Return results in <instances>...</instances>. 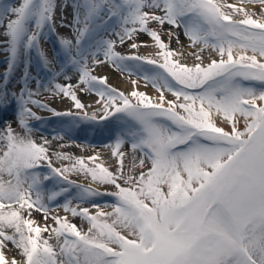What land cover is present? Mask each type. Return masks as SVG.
<instances>
[{
    "label": "snow or ice",
    "instance_id": "snow-or-ice-1",
    "mask_svg": "<svg viewBox=\"0 0 264 264\" xmlns=\"http://www.w3.org/2000/svg\"><path fill=\"white\" fill-rule=\"evenodd\" d=\"M245 3L259 5V16L214 0H72L74 39H60V68L52 71L41 39L46 30L55 32L57 0H0V51L7 53L0 110L15 102L21 129L0 121V264H264V0H240ZM152 23L182 28L191 47L211 48L219 59L205 64L195 52L198 63L172 59L183 53L170 49ZM140 33L154 41L156 58L116 51L126 41L137 48ZM168 35L180 43L171 30ZM33 52L50 74L36 79L35 90L29 86ZM105 60L121 71L135 69L156 99L135 87L125 94L92 75L89 61ZM21 65L17 94L9 83ZM73 70L76 84L55 82L71 80ZM41 90L70 98L77 109L85 108L77 90L104 101L99 117L74 118L119 122L112 167L99 154L64 152L52 154L61 162L54 166L50 142L33 138L29 121L41 117L29 105L73 114L35 99ZM70 174L113 190L101 192ZM101 196L113 202L97 204ZM88 203L95 214L81 206ZM57 209L87 221V231L53 214ZM33 211L42 213L43 227L30 218ZM9 244L20 259L6 255Z\"/></svg>",
    "mask_w": 264,
    "mask_h": 264
},
{
    "label": "rangeland",
    "instance_id": "rangeland-1",
    "mask_svg": "<svg viewBox=\"0 0 264 264\" xmlns=\"http://www.w3.org/2000/svg\"><path fill=\"white\" fill-rule=\"evenodd\" d=\"M5 3H12L14 5H18L21 0H4ZM65 2L69 5L67 8L64 7ZM214 2L220 4L223 3L225 5L231 4V2H228L227 0H214ZM72 0H57L58 8L55 12L54 17V25H55V32H48L46 30V36L41 39V50L45 53L46 49H50L52 51V54L55 56L54 60V68L51 69L52 71H59L60 68V58H58V53H60V39L61 38H67L69 39L70 36L74 39L75 30L74 27H69V25H72L73 22V16H72V8H71ZM240 6V5H237ZM259 6V5H258ZM249 9V8H248ZM226 12H231V9H228L225 7L223 9ZM250 11H256L259 16L260 6L258 8H251ZM234 18H240V17H234ZM63 25V26H62ZM150 27L156 29L161 39L167 43L170 47V49L174 50L176 53H183V55H177L172 57V59H179L182 63H187L189 65L198 63L200 61H197L195 56L190 55V53H197L201 57H203V62L207 64L211 59H214L216 54L211 48H203V51H201L200 45H197L196 47L190 46V41L185 37L183 29L182 28H172V26L165 24L163 28L155 23H152L149 25ZM169 30L174 32L176 35L179 36L180 43H177L175 36H173L171 39L168 35ZM134 40L137 43V48H131L130 44L132 41H126L125 44H117L116 51L120 52L123 55H137L140 57H148V58H156L155 53L158 51V49L155 47L154 41L145 33H140L139 35L134 36ZM218 56V55H217ZM101 60H104V57H100ZM215 59H219L215 58ZM92 67L91 74L96 77H102L98 75V70L104 69L111 73L118 74L120 78H123L125 81H135L137 78L142 79V76L137 73L135 69H132L131 71H121L119 68L115 67L112 63L105 60L104 63L101 64H95L89 61ZM6 64V61L0 62V68L2 65ZM31 69L29 70L32 80L31 82L35 84V86L32 88L35 90L36 88V79L44 80L46 81L48 78H50V74L48 70H45L42 63L39 61L38 56L35 52L32 53L31 56ZM152 65L145 64V68L150 69ZM76 74L77 72L73 70ZM23 70H20L19 74V83H21V77H22ZM16 77V76H15ZM61 76H59L56 79V83H60L59 79ZM78 81V74H76V77L73 80H69V84H76ZM1 85L2 80H0ZM142 83L146 84V82L142 79ZM106 85L115 88L120 92H124L123 90L114 87L110 82H106ZM149 87H152L150 84H147ZM80 87H84L81 85ZM20 90V88L18 89ZM86 93V94H85ZM125 93V92H124ZM168 93V92H166ZM78 99L85 105L84 109H77L74 107L73 102L70 98L64 97L63 99H68L72 103V107L67 110L57 109L56 107L52 106L51 99H48L52 96H54L50 92H46L41 90V94L39 96L34 97L35 99L40 100L42 103L47 104L49 108L54 109L56 112L59 113H66L71 112L73 115H54L52 111L44 110L37 108L33 105H29L31 107L32 111L36 113L37 116L41 117L40 120H30L29 124L33 128V138L37 141L42 143V138L38 139L36 136H43V138H46L50 143L48 145H45L46 147H49V154L52 155L54 152H60V149L56 146L60 145V142L64 138L70 139L71 143H91L92 147L96 148H107L109 145L115 140L116 135L118 134L119 130V122L115 119V117H109L106 120H97L93 122L84 121V120H76L74 117L83 115L84 112H87L89 116H91L93 113H96L97 117L102 115V112L99 111L101 109L102 104L104 103L103 100L100 99V97L95 92H76ZM80 94L82 96L87 97V100L85 98L80 97ZM127 94V93H125ZM169 97L173 99L171 96V93H168ZM47 97L46 99H43L44 97ZM59 95H56L58 97ZM60 97V96H59ZM99 101V102H98ZM16 104L13 102L9 107H7L5 110H0V115L5 116V119L3 121H10L12 124V127L16 129L17 131H21L19 128V125L16 124ZM16 121V122H15ZM15 122V123H14ZM76 133L80 135L81 137L73 138L72 135ZM63 137L62 139L59 137ZM88 147V146H87ZM122 150H127V146H125ZM64 153H68L73 157H85L93 156L92 153L87 150L83 151L82 155L77 151V149L71 147H68L64 150ZM112 158V157H111ZM54 166L61 167V162L58 161L55 157V155H52ZM98 162V161H97ZM64 163H68L65 161ZM115 161L114 159L105 161L104 165L106 167H112L114 165ZM130 160L125 159V165H129ZM42 171H47L46 168H43ZM70 179L75 180L77 183L83 184L85 186H89L93 189H97L101 192L103 191H111L113 190L111 186L108 185H100L97 183L92 182L90 179H86L82 175H76V174H70ZM96 184V186L92 185ZM49 188L52 187L51 184L48 185ZM60 202H63V198H60ZM95 202L100 205H104L105 203L111 204L113 202V197L111 196H101L96 197ZM73 206H76V202L73 201ZM82 207H88L90 212L92 214H95L97 211L96 208L91 207V204H83ZM110 209V208H109ZM111 210V209H110ZM57 211H61L57 209ZM31 219L38 220L40 222V226L43 227L44 225V219L43 215L39 211H33L32 215L30 217ZM68 219L77 225L79 229L82 231H87V228L89 227L87 221L81 219L80 217H72L70 214L68 216ZM48 224H53L51 220H48ZM43 235L46 237L48 233H43ZM12 248L13 251L16 252V258L20 259V256L17 253V250L12 247L11 244L8 245Z\"/></svg>",
    "mask_w": 264,
    "mask_h": 264
},
{
    "label": "bare ground",
    "instance_id": "bare-ground-1",
    "mask_svg": "<svg viewBox=\"0 0 264 264\" xmlns=\"http://www.w3.org/2000/svg\"><path fill=\"white\" fill-rule=\"evenodd\" d=\"M227 1L231 2V4L240 5V6L249 8V9L258 8L259 7L258 5L253 7V5H250V4H247V3L241 5L240 4V0H227ZM69 39H73L72 36H70ZM45 55L48 57V59L50 61H52V63L50 64L49 67H50V69H53L54 68L55 56L52 54V51L49 48L45 50ZM6 57H7V53H5L4 51H0V62L1 61H6ZM215 58H218L217 54H216ZM6 67H7L6 64L1 66V68H0V76H2V74L6 70ZM21 69L23 70V65L18 67L17 70L12 74V78H11L10 83H9V91L10 92L14 91L17 94L19 93L18 89L20 88L21 83H22V81H21V83H19L20 81L18 80ZM30 69H31V67L29 68V70ZM74 73H75L74 71H68L67 72V75L71 77V80H73L76 77V74H78V73H76V74H74ZM97 73H99L98 75H100L102 77H106L107 78L106 82H110L114 87L123 90L125 93L131 92L133 90V88L135 87L138 91H142V92L147 93L154 100L158 96V93H157L156 89H154L153 87H149L146 84H143L142 83V79L137 78L135 80L137 82L136 85H133L132 81H128L127 82L123 78H120L118 76V74L111 73V72H109L107 70L100 69V70L97 71ZM59 81H60V84H69L68 83L69 80H66L63 76H61ZM2 86H3V84L1 85V83H0V87H2ZM29 86L31 88H33L35 86V84L30 82ZM165 96L168 99H171L169 97L168 93H165ZM43 97H44L43 99L47 98L45 96H43ZM80 97L85 98L87 100V97L82 96V94H80ZM48 99H51V103L50 104L52 106L56 107L57 109L67 110V109L72 107V104H71L72 102L69 101L68 99H63V98H61L59 96L56 97V95H54V96H52V97H50ZM3 120H4V117L0 116V121H3ZM16 124H18V123H16ZM36 137L38 139H41L43 136H39L38 135ZM72 137L76 138V137H81V136L76 134V133H74L72 135ZM113 144H114V141L107 148H96V147H92V146L87 147L84 143H81V142L80 143H71L70 139L64 138L62 140V142H60V145L56 146V147H58L60 149V152H64V150L67 149L68 147H70V145H71V147L77 149V151L81 155H82L83 151L89 150L92 153L93 156L96 155V154H99L100 157H101L102 162L105 163V161L113 159V158H111V147H112ZM98 162H101V161H98ZM92 185L97 187L96 184H92ZM103 210L108 211L110 209L108 208V209H103ZM53 214H59L60 216H65V215L69 216V214L64 213L62 210L61 211H57L56 213H53ZM35 221L37 222V224H40V222L38 220H35ZM6 255L8 257L16 256V252L13 251L12 248L8 246V250H6Z\"/></svg>",
    "mask_w": 264,
    "mask_h": 264
}]
</instances>
